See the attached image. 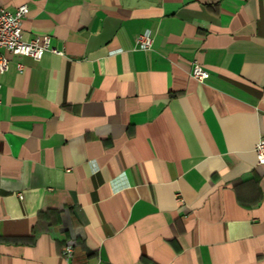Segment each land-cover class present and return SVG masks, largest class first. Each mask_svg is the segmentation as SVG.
Segmentation results:
<instances>
[{
  "label": "crops",
  "instance_id": "crops-1",
  "mask_svg": "<svg viewBox=\"0 0 264 264\" xmlns=\"http://www.w3.org/2000/svg\"><path fill=\"white\" fill-rule=\"evenodd\" d=\"M22 5L56 53L1 50L0 264H264V0Z\"/></svg>",
  "mask_w": 264,
  "mask_h": 264
},
{
  "label": "built area",
  "instance_id": "built-area-1",
  "mask_svg": "<svg viewBox=\"0 0 264 264\" xmlns=\"http://www.w3.org/2000/svg\"><path fill=\"white\" fill-rule=\"evenodd\" d=\"M29 9L26 5L18 7L10 12L0 7V73L8 69V59L1 54V50H7L13 55L19 57H30L34 60H40L47 51H56L50 46L48 36L35 37L31 40H24L22 36V22L28 15ZM137 47L141 50H149L152 46L150 33L144 32L137 36ZM19 71L23 72V65L18 64ZM191 75L197 81H204L209 77L206 71L199 64H194L191 69ZM257 163L264 166V136L261 137L255 146ZM71 248H68V252Z\"/></svg>",
  "mask_w": 264,
  "mask_h": 264
}]
</instances>
